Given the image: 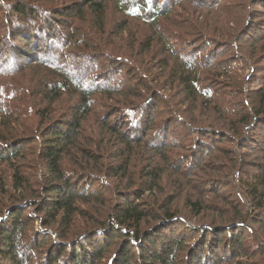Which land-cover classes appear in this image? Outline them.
<instances>
[{
  "label": "trees",
  "instance_id": "16d2710c",
  "mask_svg": "<svg viewBox=\"0 0 264 264\" xmlns=\"http://www.w3.org/2000/svg\"><path fill=\"white\" fill-rule=\"evenodd\" d=\"M13 1L0 0V7L7 4L9 15L17 17L4 25L0 10V264H248L240 246L247 240L241 238L246 231L256 245L249 255L261 262L264 134L259 140L258 135L264 133V91L259 92L260 86L252 96L241 94L234 106L227 93L240 92L231 82L236 77L233 65L264 68V43L257 57L260 66L257 58L251 61L253 56L244 53L245 46L264 41V0L246 4L243 0L241 5L231 0ZM56 1L64 6L45 5ZM177 8L188 15L178 17ZM203 13L216 15L218 22L240 14L246 20L231 22L241 23L233 36L229 31L219 34L195 18ZM135 22L147 30L144 36L130 30ZM256 25L258 33L252 28ZM13 37L21 38L26 47L18 46ZM223 46L221 53L218 48ZM146 54L152 55L147 63L136 58ZM76 66L82 70L79 75ZM25 70L39 71L37 94L22 80ZM105 71L113 78L108 79L109 73L101 77ZM230 71L232 77L227 75ZM123 72L132 76L131 81L123 79ZM211 72L228 78L226 85L216 78L202 88L199 77ZM167 89L181 96L178 106L168 100L167 107L189 127L195 141L190 159L182 153L186 155L191 141L181 139L180 147L172 151L167 134L153 133L167 120L157 121L145 112L149 104L155 109L167 99ZM62 101L68 103L57 115ZM185 104L191 119L182 117L180 106ZM198 104L223 117L217 123L221 127L196 121L192 112ZM108 107L113 111L110 116ZM157 137L159 142L154 141ZM140 145L161 164L152 165L146 155L140 183L132 189L130 159L140 157ZM175 153L181 156L178 160L171 157ZM29 155L38 162L33 180L23 171L34 163L27 160ZM251 156L260 165L250 163ZM179 160L187 165L182 171L172 163ZM228 166L238 174V192L247 205L227 203L215 220H205L203 196L212 194L218 201L224 197L214 190L221 179L212 174ZM166 170L189 185L192 193L184 200L189 214L170 203L156 216L155 201L147 202L156 195ZM125 180L126 186L119 188ZM172 181L176 193L182 190L181 181ZM109 203L110 210H104ZM83 205L94 212L86 214L80 209ZM80 217L83 223L75 227L74 220ZM35 221L38 226L30 229ZM236 228L243 232L235 234ZM179 231L184 234L176 239ZM113 243L118 246L108 254ZM172 244L179 245L173 250Z\"/></svg>",
  "mask_w": 264,
  "mask_h": 264
},
{
  "label": "rangeland",
  "instance_id": "374dc122",
  "mask_svg": "<svg viewBox=\"0 0 264 264\" xmlns=\"http://www.w3.org/2000/svg\"><path fill=\"white\" fill-rule=\"evenodd\" d=\"M231 1H232V3L234 2L235 5L237 3H240V5H241L242 3H245L246 4L248 0H246L245 2H242V3H241V1H243V0H231ZM249 1H251V0H249ZM16 2L17 1L14 0L13 1V4L16 3ZM13 4H11V5H13ZM63 4H64L63 1H56L54 3H47L45 5H48V6L51 5L54 8H60V7L64 6ZM6 5L5 6H2L1 5L2 8L0 7V10H2L1 11V17H3L2 20H4V25H5V23H7V21H12L13 22L17 18L16 16L9 15V13H10V6L7 7ZM240 5H239V7H242ZM251 6H253V5H251ZM245 8H246V5H245ZM113 9L114 8L110 7V10L113 11ZM237 9H238V6H237ZM175 10H176L175 11L176 12V15H178V17H180L181 15H182V17H184V15L185 16L188 15L187 13H185V9L184 8H182V9L181 8H177ZM254 14L255 13H253V15ZM257 14H259V13H257ZM238 16L239 17H236L234 15L225 16V17H223L222 22H218L216 15H208V14H205V13H203L201 15H195V18L198 21H201L199 23H201V24H207L208 26L212 27V29H215L216 33L226 34V32L229 31L230 32V35L232 34V36H233L234 34H236V31L239 29L238 27H240L241 23H239L238 25H232L233 23H231V22H233V21L235 22V20H237V21H240V22H243L244 23L245 20H246V18H245L246 16H244L243 18H242V15L241 14L238 15ZM116 17H118V15H116ZM5 19H6V21H5ZM177 19H172V20H177ZM247 19H248V17H247ZM87 24H89V22ZM136 24H137L136 22H135V25L132 24L130 26L131 27L130 30H132V33L133 34L144 36L147 33V30L145 29L144 26H142V25H136ZM171 25H174V23L172 22ZM230 25H232V26H230ZM259 26L260 25L252 26V28H253V30H255L257 32L258 29H260ZM220 27H222V28H220ZM27 30L30 31V28L28 27ZM177 34H180V31L177 32ZM1 37L2 36H0V38ZM13 39H15L14 41L18 44V46L23 47V48L26 47V45L22 46L23 45L22 42L19 41L21 38L19 40H17V38L13 37ZM121 42L123 43L124 46H127L128 45L127 39H123V40H121ZM263 43H264V41H262L261 43L255 44V45L253 44V46L251 48H250V46H245V48H244V53H246L245 55H248L250 53V57L253 56L251 58V61H254L260 55L259 54V50L262 49L261 48V45ZM223 47L224 48H218V51L219 50L222 51L221 53L225 52V50H226L225 47L226 46H223ZM214 49H216V48H214ZM221 53H217V54H221ZM230 53L232 54V56L235 54V52H233V53L232 52H229V54ZM235 55H237V53ZM133 56H134V53H133ZM151 57H152L151 54H146V56L143 57V58H141V57H136V58L137 59H141L144 63H147V61L149 59H151ZM216 58H219V57L216 56ZM255 64L257 66H260L262 64V61H260V57L256 59ZM256 65H255V69H256ZM72 67H74V64H72ZM261 67H263V66H260L256 70H254L253 69L254 66H253V68H252L253 70H252L250 68V65H248V66H246L244 68V65L242 63H239V62H238V64L233 65L232 70H233V72H234V74L236 76L235 77V81H233L231 79H229V80H231V82L233 83V85L236 88L240 89L239 90L240 92H234V91L232 92L231 91V92H228L227 93V97L229 98V102H232V106L236 105V102L242 100L240 98L242 96L241 94H243V96L245 98H247L248 95L252 96V94L255 93V91H253V90L256 89V88H258V87H260V86L262 87V90H260L259 92L261 93V91L262 92L264 91V68H261ZM75 68H76V71L78 72V75H79L82 70L80 68H77V66ZM260 68H261V70H259V71H263L262 73H259L257 71ZM38 72L39 71H36V70H25L24 72H22L23 75L21 76L22 80L26 81L28 84H30L31 86H33L32 87L33 93H36L37 91H39L38 90L39 89L38 88V84L36 85V83H37L36 82V79H37V77H39ZM156 72L157 71H154L153 73L155 74ZM233 72L230 71V72H228L227 75H229L230 77H232L234 75ZM103 73L104 74L101 77L104 78L106 71L103 72ZM203 73H205V72H203ZM106 74H108V77H109L108 79L113 78V74L112 73L107 72ZM123 74H125V75L122 76L123 79H128V80L131 81V79H132V76L131 75H129L128 73L126 74V72H123ZM132 74H134V73H132ZM204 76L205 77H201V76L199 77V81L202 82L201 83V87L202 88L204 86H211L213 84V81H216V80H213V79H216L217 78L216 77L217 74L215 72H211L208 75L205 74ZM116 77H119V76H116ZM217 79H218V81H223V84H224V83H226V81H227L228 78L227 79L226 78H222V79L221 78H217ZM31 80L33 81V83L31 82ZM224 85H226V84H224ZM210 88L213 89V87H210ZM221 88L224 89V87H221ZM221 88H219L217 91H220L221 92ZM174 93H175V91L172 90V89L169 90V91H168V89L165 90V94L168 96V97H166L167 99L166 100L159 101V103L156 105V108L155 109H153V107H152L153 104H149V106H147L145 108V112H146V114L150 115L151 118H153V116H155V118H156L157 121L160 120V119H163V121L164 120L165 121L167 120V122L165 124L160 123L159 127L156 126V129L153 130V133H159V134L165 133V134H167L168 135V136H166L167 142L168 143H171V145L174 144L173 146H171L172 147V151H175V150H177L180 147V145H181V142H180L181 139H187V140L189 139L191 141V142L188 143V146H186V150L188 149L186 151V155H185L184 152L182 153V155L187 158L188 157L187 155L190 153L191 145L194 144L195 141L192 138L189 137V132H188L189 131V127L186 126L185 123L180 122L179 119H177L178 116L176 115V117H177L176 118L172 114V112L170 111L169 107H167V104H170L169 102H173L175 104V105H173L174 107L175 106H178V105H176V103L178 104V102L181 99V96L175 97L174 96L175 95ZM217 93L218 92H215L213 95H215ZM169 97H171V98H169ZM35 99H36V96H35ZM168 100H169V102H168ZM108 102L111 103V101H109V100H108ZM67 103H68V101L67 102L62 101V102H60V104H58V107H57L58 111H56V114L57 115H59L58 113L60 111H62L66 107V104ZM104 105L109 106V104H104ZM187 106H188L187 104L180 106L181 107L180 109L183 112V115L182 114L181 115H182V117H187V119H191L190 116H189L190 112L188 111L189 108ZM171 107H172V105H171ZM209 108H210V110L204 109V107L202 105H199L198 104L197 107H194V111L192 112L193 115H194L193 118L196 121H199V122H202V123L203 122H205V123H212L213 125L215 124V125L221 127V124H217V123H221L225 119L223 117L219 116V114H214V112L211 111L212 110V107H209ZM106 111H107V113H108L109 116H110L111 113H113V111L110 110V107H108L106 109ZM94 121H95L94 119L91 120L92 123H94ZM84 132H85V129H84ZM98 133H99L98 130H95L94 134L95 135H98ZM263 134L264 133L262 132L261 135L260 134L258 135V140L261 139V137H262ZM161 136H165V135H161ZM146 137L149 140V137H152V136L149 133L148 135H146ZM154 141L155 142H159L160 141L159 140V137H157ZM197 145L200 146V147L202 146L201 143H199V142H197ZM137 149H138L137 150V153H138V151H140L141 152V155H140V157L135 156V157L131 158L130 159V165H129L130 176L133 177L132 178V181H133L132 184H134V186L132 187V189H135V187H137L139 185V183H140L139 173L142 170V168L145 165H147V163H148L147 160H146V158H145L146 155H148L147 157H149L151 159L152 165H155L157 163H160L159 158L157 156H155V154H153L151 151L149 153H147L145 151L146 149L143 147V145H140V148H137ZM134 154H136V151H135ZM174 155L177 156V157H175ZM171 157H173L174 160H175V158L178 160V158L181 157V156H180V154L175 153V154L171 155ZM33 158L34 157H32L30 155L27 157V160L30 163H32L31 162L32 160L34 161V163L31 164V165L29 164L30 166L29 165L28 166H25V168L23 169V171L25 173H26V171H28V173H27L28 174V177H31L32 180L35 178V176H37V174H36V168H37V164H38V162L37 163L35 162L36 159L34 160ZM187 159H190V156ZM247 159H248V161L250 163H252L254 165H257L258 164V161L255 160V156H251V157H249ZM169 162H170V160H169ZM209 162H210V164L212 166H215L216 165V163L213 162V161L212 162L209 161ZM172 163L174 165H178L179 164L181 166L180 171L184 170V168H186V166H187L186 164H184L183 160H181V161L179 160V161L172 162ZM258 165H260V164H258ZM227 168L228 169L225 170L222 167H220L218 173L212 174L213 177L221 179L219 182H216L218 185L215 186L214 190L217 191V192L223 193L224 194V197H221V199H223V200H221V201L219 200L218 201V199H215V196H213L212 194H209V195H207L205 197L203 196V198H202L203 201L201 203L204 206L207 207V210L205 211V220H208L209 221L210 219H214L217 215H221V214L218 213V211L219 212H223V210H222L223 207H227V205L229 203H230V205H237L238 203H241V206H243V204H244V206L247 205V202L245 201L244 196H242L239 193L241 191L238 189V185H237V182H236V177L238 176V174L235 173L236 170L233 168V171L230 172L231 168L229 166ZM254 169H255V167L250 168V169L248 168V172L249 173L254 172L255 171ZM193 174H195V173H193ZM0 179H1V174H0ZM172 179H176L178 181V183H180L179 181H181V183H182V186H183L182 187V190L178 191V193H176L177 192L175 190L176 187L173 185ZM127 180L130 181V178H128ZM127 180H125L124 183L119 184V186H121L119 188H123L124 186H126ZM114 184H116V183H114ZM183 184H184L183 183V178H181L180 176H175L174 177L173 175H171V173L169 171L166 170V172L161 177L160 183L158 184L159 185V188H157V190H156V195H154V197L153 196H150L149 197V200H147L148 203H153L155 201L154 204H156V205L153 207L152 211L155 212V215L156 216H158V214L160 212H162V210H164L167 207V205L170 204V203H172L174 206H177L178 207V210H180V212H186L185 214H187V213L189 214V212L184 208L185 207L184 200L186 199V197L188 195H191L192 191H191L189 185H183ZM226 184H227V186H225ZM230 185H232V186H230ZM95 187H96V185H94L93 188H95ZM166 196H167V199L169 198L168 200L167 199L164 200V197H166ZM110 207H112V203L111 204L109 203L106 207H104V210H106L108 208L110 210ZM238 207L240 208V206H238ZM80 209L83 212H85L84 211V209H85L86 210V214L89 213L90 215L94 212L93 209L90 208L87 205L80 206ZM225 213L227 214L228 212H225ZM82 221H83V218L82 217L75 219L74 220L75 225H76L75 227H77L80 223H83ZM198 221H199V219H198ZM208 221H203V222H207L209 224L210 223L212 224V222H208ZM36 226H38L37 221H35L34 223L30 222L29 228L30 229H32L34 227L36 228ZM192 226H191V229L193 230V227ZM83 228H84V225H81L80 226V230H82ZM236 229L237 230H236L235 234L240 233V231H241L242 228H240V229L239 228H236ZM181 231H179V232H177L175 234V238L176 239L179 238V237H181L184 234V232H182V234H180ZM241 232H243V231H241ZM188 233L190 234V232H188ZM250 233H248L246 231V233H242L241 234L242 241L244 239H247V240L244 241V242H242V244L240 243V246L242 248H244L243 249V252L245 253L244 255H246V256L248 255L247 256V259H246V262L248 264H259V262H260L259 259L253 258L251 255H249L250 251H252L253 248L256 247V245L252 243V240L253 239L251 238V235H252V237H254V236H253L252 233L250 235ZM181 243H182V241H181ZM181 243H179V244H181ZM262 243L264 245V242H262ZM178 245L175 247V245L172 244L170 246V248H172L173 250H175L174 247L177 248ZM117 246H118V243H117V245L115 243H113L111 245V249L107 253L108 254H110V252L112 253V249L114 250ZM241 247H240V249H242ZM240 249H239V251H240ZM254 250H253V252H254ZM184 254H185V252H184ZM107 257H109V255H107ZM262 261L264 262V257L261 260V262ZM102 262H105L106 263V261H104V260H102Z\"/></svg>",
  "mask_w": 264,
  "mask_h": 264
}]
</instances>
